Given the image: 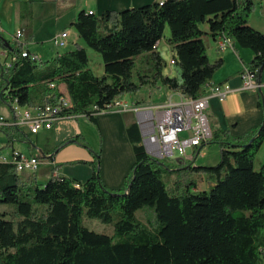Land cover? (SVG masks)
I'll list each match as a JSON object with an SVG mask.
<instances>
[{
    "label": "trees",
    "instance_id": "obj_1",
    "mask_svg": "<svg viewBox=\"0 0 264 264\" xmlns=\"http://www.w3.org/2000/svg\"><path fill=\"white\" fill-rule=\"evenodd\" d=\"M253 10V0H162L100 16L81 11L72 26L86 46L45 63L22 57V45L13 47L0 33V48L16 56L9 68L0 63V103L26 108L63 102V115L87 117L99 130L94 106L109 110L115 100L147 86L197 99L224 65L222 58H209L205 35L250 49L254 57L246 66L259 82L264 33L250 24ZM20 21L30 37V3L22 4ZM166 27L179 78L164 74L166 61L154 49ZM87 47L101 55L102 76L91 69ZM62 84L69 98L59 90ZM0 134L9 149L28 140L15 126L0 127ZM127 135L135 163L119 189L102 180L99 152L91 162L70 163L92 167L86 181L54 175V169L42 185L0 162V205L9 208L0 211V264H264V164L254 169L264 121L239 137L213 131L199 149L218 144L219 162L197 166L195 156L170 172L177 173L171 185L164 178L169 170L141 144L137 123ZM203 179L211 186L200 191ZM138 212H150L152 220L142 221ZM85 218L112 225L114 234L90 230Z\"/></svg>",
    "mask_w": 264,
    "mask_h": 264
},
{
    "label": "crops",
    "instance_id": "obj_2",
    "mask_svg": "<svg viewBox=\"0 0 264 264\" xmlns=\"http://www.w3.org/2000/svg\"><path fill=\"white\" fill-rule=\"evenodd\" d=\"M160 1L162 0H0V27L3 36L8 34L9 37L13 39L17 30H23L20 21L21 6L23 3H30L32 9L31 34L29 37L26 31L23 30L24 37L22 41L27 50L40 56L39 60L42 61L44 60L43 58H45L46 61H49L51 56V58H54L56 54L60 52L58 51V48H56V53L49 55V53H44V50L41 47L36 46L34 49V46L36 45L34 30H37V24L40 20H42L43 27H47L50 24L53 26L55 25L52 31L53 35L55 36L63 32H67V46H72V48L69 50H73L77 45L84 47L83 40L79 37L75 27L72 26V23L76 21L81 11L93 12L97 16H100L106 10L121 11L124 9L140 7L142 5ZM261 2L264 3V0ZM203 29L208 32V25L205 24ZM203 39L207 46L208 56L212 61L222 58L225 64V53L232 52L239 58L242 66L244 67L254 57V53L250 49L241 48L234 41H232L231 48L221 51L219 48V43L223 37L213 39L210 35H205ZM53 47L55 46L53 45ZM3 51L4 49H2L1 56ZM209 52H211V55ZM243 58L248 60V62L244 61ZM241 74L242 71H240L237 79L230 80L227 78L218 82L212 80L211 83L216 84L226 83L227 81L229 83L231 82L233 86L231 87L233 89L231 88L232 92L227 96L224 102H220L216 97H211L209 99V106L206 109L212 130L228 131L232 137L242 136L249 132L252 128L261 125L264 121V110L258 105L259 97L253 95L248 97L246 95V93L250 91L257 90L258 94H260L261 91H264V69L261 73L259 82H257L259 86L257 89H244ZM58 88L62 93L67 94L65 85L62 84ZM162 88L164 87H161L160 89ZM175 97H177L176 101L173 100ZM181 98V94L171 91L169 94V100L160 104H166L170 101V99L174 102H177ZM124 99L127 100L126 98ZM183 99L185 98L183 97ZM127 113L133 112L112 111L98 113L96 115L99 124V130L103 139V150L105 149V151H103L101 161V177L105 185L110 189H119L124 184L126 177L130 173L135 163L134 151L132 144L128 139L127 129L133 123H137V121H134ZM241 122H243V125ZM48 132L50 131H41L38 134H30L26 131L25 134H27L28 137L27 141L16 142L13 149L10 148L9 151L2 149L4 146L0 144V149H2L0 153L10 157L11 152L13 150H17L28 156L41 158L36 154V149L32 145L31 136H39L41 133ZM0 136L3 135L0 134ZM3 137L5 138L4 141H6V137ZM22 145L26 147V151L22 150ZM41 146L43 148H40V151L44 152L43 158H45V155H49V157L53 155L52 151H49L43 146V144H41ZM107 147L110 154L109 159H106L104 154ZM193 151L195 156H198V158L201 156V151L199 148L194 149ZM61 159L67 163L80 160L91 162L93 160V158L88 153H86V151L80 150L76 147L68 148L63 157L61 156L59 158V160ZM41 163L42 161H40V164ZM46 163L48 165L50 164V162ZM195 164L197 165V163ZM261 164H264V159L261 161ZM57 166L58 165H56V170L54 172L55 175H63L65 177L79 181H86L91 177L93 171L89 164L66 166L62 169ZM63 169H67L68 175L60 173V171ZM63 172L66 173L64 170ZM26 173L21 174L24 179H35L37 181L36 173ZM203 181L206 182L204 179L201 182ZM45 184L46 183H42V185ZM206 184V189H208L211 184L208 182H206ZM8 209L9 208L7 206L0 205V211H7Z\"/></svg>",
    "mask_w": 264,
    "mask_h": 264
},
{
    "label": "built area",
    "instance_id": "obj_3",
    "mask_svg": "<svg viewBox=\"0 0 264 264\" xmlns=\"http://www.w3.org/2000/svg\"><path fill=\"white\" fill-rule=\"evenodd\" d=\"M67 36V32L58 34L53 39V45L58 49L66 47ZM23 37L24 32L17 30L12 39L13 47L19 48L22 45V57L39 60V55L26 49L22 41ZM232 41L230 38L224 37L219 44L220 50L224 51L231 48ZM159 45L160 42L154 46V49L159 50ZM2 56L6 60L2 64L4 68H9L16 59V56L9 55L7 50L3 51ZM170 65H175L173 57L170 59ZM241 76L244 89L251 90L259 87L255 73L247 66L243 67ZM49 87L55 89L56 85L50 83ZM231 92L232 89L227 83H208L202 97L193 100H185L182 96L177 102L170 99L166 104L147 105L139 104L136 100L123 101L122 97V104L115 106V108L98 110V107L94 106L93 109L99 113L133 112L137 116V124L141 132V144L150 157L156 160L176 157V161L179 159L186 162L195 158L194 149L200 148L212 139L213 130L206 113L209 99L216 97L220 102H224ZM42 105H44V112L27 113L19 108L17 102H14L13 107H11V119L0 115V127L15 126L23 132L38 134L41 131H52L59 122L68 118L63 115L67 108H62L60 104L54 102ZM0 162L12 163L19 174L26 172L33 174L38 171L40 166L39 158L28 156L17 150H13L10 157L0 153Z\"/></svg>",
    "mask_w": 264,
    "mask_h": 264
},
{
    "label": "rangeland",
    "instance_id": "obj_4",
    "mask_svg": "<svg viewBox=\"0 0 264 264\" xmlns=\"http://www.w3.org/2000/svg\"><path fill=\"white\" fill-rule=\"evenodd\" d=\"M262 0H253L254 2V10L252 14L249 17L250 24L253 25L256 29L264 33V3L261 2ZM55 26V25H54ZM54 26L50 24L47 27L42 26V20L39 21L37 24V30H34L35 33V42L36 45L34 46V49L36 46L43 48L44 53L55 54L56 53V47H53V39L55 38V35H53V28ZM2 35V31L0 32ZM6 40H9L13 43L12 38L9 37V35L4 36ZM170 37V30L168 27H166L164 38L160 41L159 45V51L163 58L166 61V67L164 68V74L169 75L171 77H180V69L177 65H170V59L173 55L171 46L168 43V39ZM84 46L85 43H83ZM72 46H66L64 48H59L58 51L60 53L66 52L69 49H71ZM56 49V50H55ZM88 55L90 58V67L97 76H102L104 74V63L102 60V57L99 53L94 51L91 48L87 47ZM2 48H0V63L4 64L6 62L5 58L1 56ZM250 52V51H247ZM211 55V52H209ZM44 55V54H43ZM45 57V56H44ZM52 57V56H51ZM50 57L51 61L53 58ZM225 58V64L221 69L217 71L215 74L213 80L214 81H221L224 79H237L239 76L240 71L243 70V66L239 58L234 55L232 52H226L224 55ZM43 63L48 62L43 58ZM244 61L248 62L245 58H243ZM228 82V81H227ZM226 82V83H227ZM230 87L232 86V83H227ZM233 87V86H232ZM231 87V88H232ZM161 87H150L147 86L143 91L132 94V95H126L124 98H126L128 101L135 99L136 102L139 104H147V105H154V104H160L162 102H166L169 100V94L171 93L170 90H167L165 88L160 89ZM233 89V88H232ZM0 91H1V79H0ZM246 95L249 97L251 95L258 96L259 100H262L264 103V91H261L260 94H258V91H250L247 92ZM252 96V97H253ZM173 100H177V97H175ZM13 107V104H12ZM253 107V104H252ZM262 109L264 110V105L262 106ZM131 116V118L134 121H137V118L134 113H127ZM0 115L11 119V108L4 102L0 103ZM243 125V122H241ZM227 126V125H226ZM225 126V127H226ZM230 134V133H229ZM4 137L0 136V144L6 147V141H4ZM32 145L36 149V154L41 157L39 158L42 163L39 166V169L36 173L37 175V182L39 184L47 183V181L52 177V173L54 169L56 170L57 167H60L61 169L66 166H72L71 162H64L62 159L59 160V158L67 152L68 148L70 147H76L80 150L86 151L92 158L94 157V154L99 152L101 154V161L103 156V139L102 135L100 133V130L97 129V127L89 121L87 117L81 116V117H75V118H67L59 123L58 126H55V128L48 132V133H41L39 136H31ZM69 141H73V143L68 144ZM63 143H66L64 146H62ZM82 143L85 145L83 146ZM43 144L44 147H46L49 151H52V154L54 150H56L55 156L53 159L49 157V155H45V158H43V151H40V148H43L41 146ZM22 150L26 151V147L24 145L21 146ZM6 150L9 151V148L6 147ZM5 150V151H6ZM43 150V149H42ZM6 151V152H7ZM51 154V155H52ZM62 154V155H61ZM106 159H109L110 154L108 151V147L106 149V152H104ZM60 157H59V156ZM203 155V156H202ZM220 146L218 144H211L210 146H206L201 150V156H197L194 163H197V166L202 165H214L219 162L220 160ZM57 157V158H56ZM264 159V143L262 144L259 152L256 155V159L254 162V169L259 170L261 166V161ZM161 166H165L167 170H169L165 175L164 178L168 185L172 184V181L176 179L177 173H170L171 171H174L178 169L179 163L176 161V157L167 158V159H158L157 160ZM46 162H50L48 165ZM78 165V164H76ZM75 165V166H76ZM102 167V166H101ZM69 168V167H68ZM66 171L65 172H63ZM60 171V173H63L65 175H68L67 169H63ZM55 172V171H54ZM27 172L26 174H28ZM25 174V175H26ZM32 174V173H31ZM55 175V173H54ZM207 188L206 182H200L198 190H205ZM139 218L142 221H149L152 220V215L149 212H138ZM84 225L88 227L90 230H94L98 233H105L108 235L114 234V229L112 225L102 223L101 221L97 219H91V218H85L84 219Z\"/></svg>",
    "mask_w": 264,
    "mask_h": 264
},
{
    "label": "bare ground",
    "instance_id": "obj_5",
    "mask_svg": "<svg viewBox=\"0 0 264 264\" xmlns=\"http://www.w3.org/2000/svg\"><path fill=\"white\" fill-rule=\"evenodd\" d=\"M219 44H221V41H220ZM185 100H193V99H187V98H185ZM123 101H127V100L123 99ZM59 104L61 105V107H63V105H64L63 102H60ZM119 104H122V99L115 100L112 108H115V106H117ZM19 108H21V110H23L24 112H27V113L44 112V105L43 106H36V107H26V108L19 107Z\"/></svg>",
    "mask_w": 264,
    "mask_h": 264
},
{
    "label": "water",
    "instance_id": "obj_6",
    "mask_svg": "<svg viewBox=\"0 0 264 264\" xmlns=\"http://www.w3.org/2000/svg\"><path fill=\"white\" fill-rule=\"evenodd\" d=\"M261 77V76H260ZM261 91V90H260ZM255 138H253L252 140H251V142L254 140ZM73 141H69L68 142V144H70V143H72ZM177 162L179 163V164H182L183 163V161L182 160H179V159H177Z\"/></svg>",
    "mask_w": 264,
    "mask_h": 264
}]
</instances>
